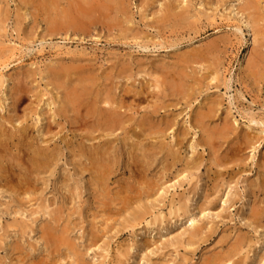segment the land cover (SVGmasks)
I'll list each match as a JSON object with an SVG mask.
<instances>
[{"label": "rangeland", "instance_id": "1", "mask_svg": "<svg viewBox=\"0 0 264 264\" xmlns=\"http://www.w3.org/2000/svg\"><path fill=\"white\" fill-rule=\"evenodd\" d=\"M37 1L0 0V128L32 130L56 160L34 194L0 184V264H264V0H116L109 12L57 0L49 13ZM62 71L93 72L129 121L92 141L63 125ZM104 140L113 175L91 186L75 154ZM16 149L7 160L21 166Z\"/></svg>", "mask_w": 264, "mask_h": 264}, {"label": "bare ground", "instance_id": "2", "mask_svg": "<svg viewBox=\"0 0 264 264\" xmlns=\"http://www.w3.org/2000/svg\"><path fill=\"white\" fill-rule=\"evenodd\" d=\"M26 1V0H25ZM28 1V0H27ZM57 0H41L37 1V7L42 8V11H49V9L54 8ZM76 0H68V5L73 6ZM80 1V0H79ZM82 1V0H81ZM88 1V0H87ZM86 1V2H87ZM92 1V0H91ZM99 1V0H98ZM30 2V0H29ZM28 2V3H29ZM36 2V0H35ZM60 2V1H59ZM93 3L95 1H92ZM120 2V1H119ZM77 3V2H76ZM75 3V5H76ZM85 3V2H84ZM88 3V2H87ZM66 4V5H67ZM96 4V2H95ZM24 5V4H23ZM27 5V3H26ZM43 5V6H42ZM74 5V6H75ZM89 6V4H87ZM85 4V8L77 10L82 15L86 16L88 8ZM101 9L107 10L108 12L113 8V6H119L116 3V0H101L100 4ZM123 5V4H122ZM25 6V5H24ZM34 6V5H33ZM77 6V5H76ZM87 6V7H88ZM96 6V5H95ZM30 7V6H29ZM36 7V8H37ZM68 7V6H67ZM69 8V7H68ZM71 8V7H70ZM61 9V7H60ZM251 9V8H250ZM248 7H242L239 11L242 13H246L249 19L255 20V10H250ZM40 10V9H39ZM62 10V9H61ZM70 10V9H68ZM74 11V10H73ZM72 11V12H73ZM90 11H92L90 9ZM4 12V11H3ZM64 12V11H63ZM66 12V11H65ZM125 12V11H124ZM49 13V12H48ZM77 13V12H76ZM54 14V13H53ZM61 14V13H60ZM59 14V15H60ZM5 15V14H4ZM41 15V14H39ZM58 15V16H59ZM69 15V14H68ZM51 17V16H50ZM61 17V16H60ZM67 17V14L66 16ZM70 17V16H69ZM78 17V16H77ZM104 17V16H103ZM5 18V17H4ZM52 18V17H51ZM63 18V17H62ZM80 18V17H79ZM95 18V17H94ZM93 18V19H94ZM100 18V17H99ZM7 19V18H6ZM35 19V18H34ZM55 19V17H54ZM65 19V18H64ZM63 19V20H64ZM96 19V18H95ZM128 19V18H127ZM51 20V19H50ZM62 20V19H61ZM5 21V19H4ZM65 21V20H64ZM63 21V23H64ZM94 21V20H92ZM60 22V20H59ZM62 22V21H61ZM72 20L70 21V23ZM80 22V21H79ZM85 22V21H84ZM107 22V21H106ZM46 23V22H45ZM49 23V22H48ZM56 23V22H55ZM75 23V21H74ZM48 25V24H46ZM65 25V24H64ZM71 25V24H70ZM2 26V25H1ZM51 26V25H50ZM59 26V25H58ZM77 26V25H75ZM74 26V27H75ZM84 26V25H83ZM86 26V25H85ZM57 27V26H56ZM53 31V30H52ZM255 35V33H254ZM189 63V62H188ZM71 65V64H70ZM75 67V65H73ZM160 66V65H159ZM71 67V66H70ZM73 68V67H72ZM76 69V68H74ZM185 69V68H184ZM51 70V69H50ZM73 70V69H72ZM54 71V69H53ZM155 71V70H154ZM163 71V70H162ZM70 72V71H69ZM68 71H62L56 78L57 82L55 83L56 89L61 90L63 92V97L59 100V107H57L52 115L56 116L57 119L64 124L70 126V128L77 127L76 124L80 123L82 126L80 131H87L85 132L84 138L85 141H92L95 140L96 136L94 137L93 134L99 133L100 137L109 138L113 132H115L119 128H123V126L129 121V119H125L126 116V106L123 101V97H121L118 101L115 100V96L111 95L112 89L108 87L106 84H101L98 81L96 75L93 72L90 73H82V72H75L73 71L69 73ZM124 72V71H123ZM161 72V71H159ZM183 72V71H182ZM181 72V73H182ZM157 73V72H156ZM55 74V73H54ZM166 74V73H165ZM168 74V73H167ZM260 74V73H259ZM28 75V74H27ZM26 75V76H27ZM124 75V74H123ZM157 75V74H156ZM183 75V73H182ZM25 76V77H26ZM51 76V75H50ZM159 76V75H158ZM156 76V78L158 77ZM152 77V76H151ZM162 77V76H161ZM166 77V76H165ZM169 77V76H168ZM176 77V76H175ZM183 77H187V75H183ZM16 78V77H15ZM24 78V76H23ZM191 78V77H190ZM160 79V78H159ZM175 79V78H174ZM183 79V78H182ZM215 79V77H214ZM17 81V80H15ZM169 81V80H167ZM212 81V79H211ZM188 82V81H187ZM173 83V82H172ZM217 84V83H216ZM54 85V84H53ZM19 86V85H18ZM23 86H26L23 84ZM55 88V87H54ZM157 88V87H156ZM155 89V88H154ZM191 89V88H190ZM25 90V89H24ZM12 92V91H11ZM27 92V91H26ZM25 92V93H26ZM130 92V91H129ZM13 93L17 95L19 90L14 89ZM132 93V92H131ZM140 93V92H139ZM173 94V93H172ZM129 96V95H128ZM181 98V97H180ZM126 99V98H125ZM124 99V100H125ZM20 97L18 99H13L12 107L15 108L16 102L20 101ZM25 100V99H23ZM25 102V101H24ZM38 103V101H37ZM205 104V103H204ZM127 105V104H126ZM187 107V106H186ZM190 107V106H189ZM39 108V107H38ZM213 107H210L211 110ZM124 111H121V110ZM15 110V109H13ZM154 110V109H153ZM51 111V110H50ZM38 113V112H37ZM49 113V111H48ZM154 114L151 113L149 117H152ZM10 117V116H9ZM208 114L203 111H198L195 116L196 126L200 131H204L205 127V119H207ZM50 118V117H49ZM160 118V117H159ZM210 118V117H209ZM3 119V118H2ZM38 119V118H37ZM151 119V118H150ZM194 119V118H193ZM192 119V120H193ZM51 120V118H50ZM50 120L48 117L43 120L44 122V130L45 134H49L50 129ZM38 121V120H37ZM57 121V120H56ZM150 121V120H149ZM53 122V120H52ZM150 124V123H149ZM57 125V124H56ZM229 125V124H228ZM60 126V125H59ZM152 131V136L159 135L157 131V127L152 123L150 124ZM230 126V125H229ZM11 127V126H10ZM58 127V125H57ZM222 127V125H221ZM6 128V127H5ZM79 128V127H78ZM10 129V128H9ZM8 129V130H9ZM58 129V128H57ZM156 129V130H155ZM32 131V130H31ZM29 131L26 127L17 128L15 131L18 135H12L5 132L4 129L0 128V184L4 187L7 191H10L11 194L17 196H24L29 194H34L36 189V184L38 178L41 174H44L50 168L49 163H54L56 160L55 149L50 150L49 145L42 146L43 140H36V137H29ZM89 131V132H88ZM148 131V130H147ZM134 133V132H133ZM206 133V131L204 132ZM208 133V132H207ZM227 134V133H226ZM57 136V135H56ZM205 136V135H204ZM223 136V135H222ZM14 137L17 140L16 145L13 144ZM147 137V136H146ZM219 137V135H218ZM140 138V137H139ZM217 138V137H216ZM215 138V139H216ZM100 139V138H99ZM141 139V138H140ZM207 139V138H206ZM45 140V139H44ZM217 140V139H216ZM153 141V140H152ZM156 141V140H155ZM214 142V141H213ZM70 143V142H69ZM211 143V142H210ZM239 143V142H238ZM68 144V143H67ZM111 142L108 140H104L102 144L98 143L95 145L88 146L87 151L83 152V149H78V153L75 154V157L83 158V153L86 154L85 161L88 162V165L81 168L82 172H88L91 176V186H103L105 185V180L109 179L112 174V166H114V161L111 159ZM168 144V142H167ZM209 144V142H205L204 145ZM223 144V143H222ZM230 144V143H229ZM236 144V143H235ZM78 145V144H77ZM214 145V144H213ZM217 146V143L215 144ZM80 146V145H79ZM116 147V146H115ZM247 147V146H246ZM11 148H17L22 156L25 158L23 164L21 166H16L8 162L7 159H13L10 154ZM150 148V147H149ZM241 148V147H240ZM245 148V147H244ZM145 149V148H144ZM158 149V148H157ZM146 150V149H145ZM153 150V148H152ZM229 150V149H228ZM234 150V149H233ZM14 151V150H13ZM132 151V150H131ZM180 151V150H179ZM235 151V150H234ZM58 152V151H57ZM230 152V151H228ZM13 153V152H12ZM75 153V152H74ZM228 154V153H227ZM116 155V154H115ZM173 155V154H172ZM237 155V154H236ZM231 156V154H230ZM234 156V154H233ZM17 157V156H16ZM74 157V158H75ZM145 157H147L145 155ZM153 157V156H152ZM179 158V157H178ZM229 158V157H226ZM132 159V158H131ZM134 159V158H133ZM225 159V158H224ZM233 159V158H232ZM231 159V160H232ZM10 160V161H11ZM115 160V159H114ZM229 160V159H228ZM135 161V160H134ZM133 161V162H134ZM84 162V161H83ZM192 162V161H191ZM130 163V162H129ZM175 163V162H174ZM224 163V162H223ZM81 165V163H79ZM225 164V163H224ZM261 164V163H260ZM189 166V165H188ZM118 167V166H117ZM171 167V166H170ZM218 167V166H217ZM264 169V168H263ZM18 171V173H17ZM17 173V174H16ZM17 175V176H16ZM17 177L18 181L14 183L13 178ZM19 177V178H18ZM153 181V180H152ZM23 187L21 188L20 185ZM264 185V181L262 183ZM155 185V184H154ZM258 185V184H257ZM147 187V186H146ZM129 188V187H128ZM148 188V187H147ZM102 189V188H101ZM130 189V188H129ZM144 190V189H143ZM142 192V191H141ZM260 192V191H259ZM153 194V193H152ZM151 196V195H150ZM152 197V196H151ZM110 204V203H109ZM44 207V206H43ZM100 207V206H99ZM259 207V206H258ZM41 208V207H40ZM98 208V206H97ZM256 208V207H254ZM45 209V208H43ZM263 209V208H261ZM46 210V209H45ZM253 210V209H252ZM43 211V210H42ZM46 215L50 216V212H46ZM44 213V214H45ZM35 214V213H34ZM109 214V213H108ZM252 220H255L259 224L260 216L259 213L252 212L250 215ZM110 220V219H109ZM250 224V223H249ZM258 226V225H257ZM23 227V226H22ZM262 227V226H261ZM43 228V227H42ZM59 229V228H58ZM190 231V230H189ZM24 232V231H23ZM44 236L51 235L48 229H43ZM46 233V234H45ZM59 234V233H58ZM190 234V233H189ZM193 235V233L191 232ZM199 234V233H198ZM96 235V234H95ZM52 236L49 237V239ZM96 237V236H95ZM192 237V236H191ZM193 239L189 241H193ZM55 239L52 240L54 243ZM58 241V240H57ZM49 245L48 243H46ZM45 244V245H46ZM68 245V244H67ZM50 247H53L51 245ZM49 246L47 247V249ZM236 249V247H235ZM49 250V249H48ZM233 250V249H232ZM227 251V250H226ZM231 252V250H228ZM237 252V251H236ZM241 252V251H240ZM233 253V252H232ZM235 253V252H234ZM230 254V253H229ZM234 255V254H233ZM215 256V255H214ZM220 256V255H218ZM224 256L225 258L227 257ZM236 256V255H235ZM238 256V254H237ZM212 257V256H211ZM216 257V256H215ZM231 257V256H230ZM233 257V256H232ZM71 258V257H70ZM234 258V257H233ZM229 258V259H233ZM211 260V258H210ZM216 260V259H215ZM223 260V259H222ZM214 261V260H213ZM220 261V260H219ZM35 262V261H34ZM210 262V261H209ZM227 262V261H226ZM224 262L223 264H226ZM36 263V262H35ZM221 264V263H220Z\"/></svg>", "mask_w": 264, "mask_h": 264}]
</instances>
